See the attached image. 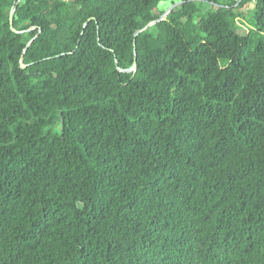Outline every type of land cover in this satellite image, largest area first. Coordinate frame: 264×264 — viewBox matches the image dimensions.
<instances>
[{
    "label": "trees",
    "instance_id": "16d2710c",
    "mask_svg": "<svg viewBox=\"0 0 264 264\" xmlns=\"http://www.w3.org/2000/svg\"><path fill=\"white\" fill-rule=\"evenodd\" d=\"M0 264H264V0H0Z\"/></svg>",
    "mask_w": 264,
    "mask_h": 264
},
{
    "label": "water",
    "instance_id": "95a60500",
    "mask_svg": "<svg viewBox=\"0 0 264 264\" xmlns=\"http://www.w3.org/2000/svg\"><path fill=\"white\" fill-rule=\"evenodd\" d=\"M180 3H181V2H176V3H174V4H171L169 7H167V9L163 12V14H162L157 20H154V21L148 23L144 28H142L141 30L137 31V32L134 34V36H136L140 31L146 29L148 26H151V25H153V24H155V23H157V22L163 20V19L169 14V12H170L173 8H175V7H177L178 5H180ZM13 15H14V9H12V10L10 11V14H9V23H10V27H11L12 30H14L13 27H12ZM21 67L24 68V65H21ZM135 69H136V64H135V55H134V63H133L132 66H131L129 69H127L126 71H127V72L135 71Z\"/></svg>",
    "mask_w": 264,
    "mask_h": 264
},
{
    "label": "rangeland",
    "instance_id": "374dc122",
    "mask_svg": "<svg viewBox=\"0 0 264 264\" xmlns=\"http://www.w3.org/2000/svg\"><path fill=\"white\" fill-rule=\"evenodd\" d=\"M162 6L164 5H160L159 8H161ZM252 10V5L249 4V5H245L243 8H242V12L243 13H250ZM257 38V35H252V40H256Z\"/></svg>",
    "mask_w": 264,
    "mask_h": 264
}]
</instances>
